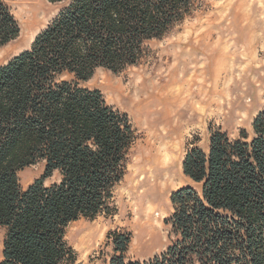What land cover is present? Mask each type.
Masks as SVG:
<instances>
[{"label":"trees","instance_id":"16d2710c","mask_svg":"<svg viewBox=\"0 0 264 264\" xmlns=\"http://www.w3.org/2000/svg\"><path fill=\"white\" fill-rule=\"evenodd\" d=\"M0 0V47L19 24ZM64 2L29 47L0 65V264H81L66 238L79 218L113 216L138 134L128 114L83 82L145 57L200 0ZM42 174L22 187L19 172ZM187 184L170 194L168 244L146 259L126 253L132 234L109 230L101 264H264V106L237 137L213 128L182 159ZM56 174L50 183L45 181Z\"/></svg>","mask_w":264,"mask_h":264},{"label":"rangeland","instance_id":"374dc122","mask_svg":"<svg viewBox=\"0 0 264 264\" xmlns=\"http://www.w3.org/2000/svg\"><path fill=\"white\" fill-rule=\"evenodd\" d=\"M200 2L193 15L161 39L151 40L150 51L138 64L119 72L98 68L83 82L128 114L138 138L115 190L116 213L79 218L67 226V241L81 264H101L111 254L106 234L113 229L131 232L130 259L163 251L169 241L164 219L171 211L170 194L189 182L181 168L186 149L205 147L216 127L231 137L250 130L264 106V0ZM7 4L20 31L0 47V65L28 48L64 2ZM42 171V162L23 168L18 174L21 186ZM56 178L54 174L45 183ZM3 234L0 227V255Z\"/></svg>","mask_w":264,"mask_h":264},{"label":"bare ground","instance_id":"6f19581e","mask_svg":"<svg viewBox=\"0 0 264 264\" xmlns=\"http://www.w3.org/2000/svg\"><path fill=\"white\" fill-rule=\"evenodd\" d=\"M133 100V99H132ZM136 100V99H135Z\"/></svg>","mask_w":264,"mask_h":264}]
</instances>
